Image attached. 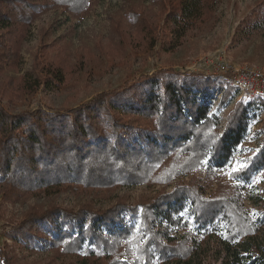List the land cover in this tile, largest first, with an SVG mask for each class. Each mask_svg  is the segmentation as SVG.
Returning a JSON list of instances; mask_svg holds the SVG:
<instances>
[{
    "label": "trees",
    "instance_id": "trees-1",
    "mask_svg": "<svg viewBox=\"0 0 264 264\" xmlns=\"http://www.w3.org/2000/svg\"><path fill=\"white\" fill-rule=\"evenodd\" d=\"M94 1L0 0L1 69L20 67L28 33L43 13L62 8L80 17ZM219 2L154 0L151 6L128 4L124 15L111 18L115 39L126 40L129 46L146 42L153 46L161 33L162 50L174 52L189 30L209 20ZM263 24L264 19L251 21L245 30L238 28L234 41L239 42L246 32ZM56 62L42 66L36 55L33 69L20 84L22 88L26 89L31 79L63 82L64 64ZM224 86L219 79L198 73L161 69L153 75L128 79L64 114L38 110L14 115L0 105V184L9 187L5 198L17 200L61 190H89L108 196L124 185H167L206 159L210 175H215L231 160L253 110L243 100L238 101L220 134L218 117L210 114L209 103L200 95L215 88L223 90ZM234 93L235 89L227 86L221 104ZM262 131L264 134V127ZM263 168L264 148L232 177L250 181ZM201 190L200 181L192 180L136 206L120 201L107 210H95L89 204L78 211L57 206L33 208L6 235L35 246L39 234L49 230L52 238L46 241L56 254L78 258L82 263L192 264L194 257L187 240H175L170 229L188 226L179 214L189 199L197 223L225 222L227 239L233 243L255 239L259 224L246 211L239 186L220 182L210 198H204ZM139 207L141 226L135 232L132 224H125L122 214L130 211L136 215ZM162 216L167 218L168 228L156 227ZM237 247L226 244L228 256L222 264H264L261 246L243 248L246 256H241ZM15 259L0 248V264H15Z\"/></svg>",
    "mask_w": 264,
    "mask_h": 264
},
{
    "label": "rangeland",
    "instance_id": "rangeland-1",
    "mask_svg": "<svg viewBox=\"0 0 264 264\" xmlns=\"http://www.w3.org/2000/svg\"><path fill=\"white\" fill-rule=\"evenodd\" d=\"M154 0H95L89 11L80 17L73 16L64 9H53L43 13L31 27L25 46L21 51L22 64L0 67V105L10 114H22L38 110L65 113L92 100L96 95L114 90L128 79L143 75H153L161 69H174L179 72L198 73L212 76V67L218 59L225 57L236 67L248 65L264 67V24L246 32L239 42L234 41L238 28L246 29L251 21L264 19V0H220L207 22L198 24L186 33L176 51L166 53L161 48L162 34L155 45H131L128 41H116L115 28L111 18L124 15L126 6L143 3L151 6ZM141 38V35H135ZM46 50L45 52H42ZM41 50V51H40ZM36 55L42 66L54 61L64 64L65 79L60 84L30 80L26 89L20 85L34 67ZM43 55V56H42ZM55 63V64H56ZM45 77V73L42 74ZM222 90L212 89L201 94L210 106V114L219 119L218 132L226 129L228 117L236 103L243 100L236 93L225 103ZM247 130L242 141L234 148L231 160L215 175H210L208 159L191 172L173 179L170 184L124 185L108 196L89 190L30 194L17 200H7L4 196L9 188L0 184V248L7 249L16 259L15 264H93L86 260L56 254L53 245L47 242L52 238L49 230L38 236L37 245L28 246L24 241L7 238V232L18 225L33 208L47 210L52 206L78 211L89 204L95 210H107L120 201L128 206H136L142 200H152L161 193L171 192L178 184L200 181L204 198H210L218 189L219 183L229 182L240 187L243 205L249 215L259 224L257 236L238 243L228 241V226L218 220L208 225L194 221L187 227H171V237L177 241L187 240L192 249V264H221L227 252L224 242L238 246L241 256L248 253L243 248L261 246L264 251V168L256 172L250 181L233 178L234 169L245 165L249 158L264 148V105L256 106L250 113ZM189 200V199H188ZM187 201V200H186ZM191 202V200H189ZM192 204V202H191ZM138 214L127 211L122 215L132 217L135 232L141 226V207ZM192 213V212H191ZM133 214V215H132ZM158 227L168 228L165 216ZM138 226H135L136 223ZM215 227H212L214 226ZM212 227V228H211ZM177 229V235H175ZM219 230L222 232H219ZM213 231L218 236L209 235ZM243 243V244H242ZM238 244V245H237ZM122 245L124 243L122 242ZM9 248H6V247ZM191 259V258H190Z\"/></svg>",
    "mask_w": 264,
    "mask_h": 264
},
{
    "label": "built area",
    "instance_id": "built-area-1",
    "mask_svg": "<svg viewBox=\"0 0 264 264\" xmlns=\"http://www.w3.org/2000/svg\"><path fill=\"white\" fill-rule=\"evenodd\" d=\"M211 73L212 76L210 77H212L213 79H219L225 84L222 92L227 86H230L235 89L236 96L243 98L248 105L252 106V108L264 105V67H251L248 65L236 67L227 59H225V57H223L218 59V61L214 63ZM191 208L192 204L189 200H187L183 211L179 214V217L182 218L183 221H194V215L191 213ZM131 221L133 220L130 215H127L124 220L125 224L131 225ZM162 221L163 219H161V221L159 219L158 227L163 224ZM217 222L218 220L216 221V223ZM135 223V226H138L137 222ZM212 227H215V225ZM174 231L175 235H177V229H175ZM215 232L217 231H213L209 235L215 236ZM219 232H222V230H219ZM216 236L220 238L219 234H217ZM226 244L228 243L224 242L225 248ZM225 248L224 251L226 252ZM227 256L228 253L224 257L221 264L224 262Z\"/></svg>",
    "mask_w": 264,
    "mask_h": 264
},
{
    "label": "snow or ice",
    "instance_id": "snow-or-ice-1",
    "mask_svg": "<svg viewBox=\"0 0 264 264\" xmlns=\"http://www.w3.org/2000/svg\"><path fill=\"white\" fill-rule=\"evenodd\" d=\"M245 165H241L240 167L234 169V171L239 172L244 170Z\"/></svg>",
    "mask_w": 264,
    "mask_h": 264
}]
</instances>
